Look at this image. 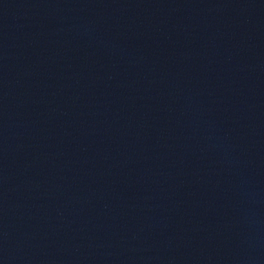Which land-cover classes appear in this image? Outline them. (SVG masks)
<instances>
[{"label":"water","instance_id":"1","mask_svg":"<svg viewBox=\"0 0 264 264\" xmlns=\"http://www.w3.org/2000/svg\"><path fill=\"white\" fill-rule=\"evenodd\" d=\"M0 264H264V150L0 0Z\"/></svg>","mask_w":264,"mask_h":264}]
</instances>
